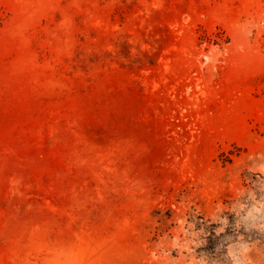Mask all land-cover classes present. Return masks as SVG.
Returning <instances> with one entry per match:
<instances>
[{
    "label": "rangeland",
    "instance_id": "obj_1",
    "mask_svg": "<svg viewBox=\"0 0 264 264\" xmlns=\"http://www.w3.org/2000/svg\"><path fill=\"white\" fill-rule=\"evenodd\" d=\"M0 264H264V0H0Z\"/></svg>",
    "mask_w": 264,
    "mask_h": 264
}]
</instances>
